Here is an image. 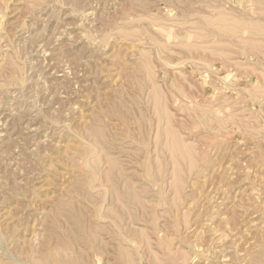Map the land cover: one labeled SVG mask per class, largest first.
I'll return each instance as SVG.
<instances>
[{"label":"rangeland","instance_id":"rangeland-1","mask_svg":"<svg viewBox=\"0 0 264 264\" xmlns=\"http://www.w3.org/2000/svg\"><path fill=\"white\" fill-rule=\"evenodd\" d=\"M0 264H264V0H0Z\"/></svg>","mask_w":264,"mask_h":264},{"label":"bare ground","instance_id":"bare-ground-1","mask_svg":"<svg viewBox=\"0 0 264 264\" xmlns=\"http://www.w3.org/2000/svg\"><path fill=\"white\" fill-rule=\"evenodd\" d=\"M171 144V143H170ZM173 144V143H172ZM174 145V144H173ZM173 147V146H172Z\"/></svg>","mask_w":264,"mask_h":264}]
</instances>
